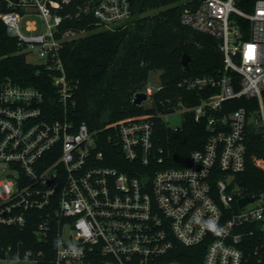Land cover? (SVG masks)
Segmentation results:
<instances>
[{
  "label": "built area",
  "instance_id": "obj_1",
  "mask_svg": "<svg viewBox=\"0 0 264 264\" xmlns=\"http://www.w3.org/2000/svg\"><path fill=\"white\" fill-rule=\"evenodd\" d=\"M69 3L0 0L7 34L49 72L61 113L44 106L37 88L0 82V225L34 227L46 247L24 254L35 264H264V194H247L236 182L250 129L263 139L254 164L264 169V0L249 12L234 0L182 2L180 23L219 41L223 70L182 78L180 87L194 96L161 115L206 120L203 148L180 168L158 167L151 115L100 129L72 121L73 84L61 50L86 30L64 24L89 16L97 30L113 31L131 9L129 0H86L62 13ZM234 16L248 21V36ZM239 99L247 105L233 108ZM244 196L258 198L239 206Z\"/></svg>",
  "mask_w": 264,
  "mask_h": 264
},
{
  "label": "trees",
  "instance_id": "obj_2",
  "mask_svg": "<svg viewBox=\"0 0 264 264\" xmlns=\"http://www.w3.org/2000/svg\"><path fill=\"white\" fill-rule=\"evenodd\" d=\"M85 1L70 0L62 13L74 14L76 6ZM129 1L131 18L113 31L97 30L89 16L64 24L86 30L84 35L64 43L61 50L65 75L74 91L70 116L75 124L84 122L90 129H100L129 116L151 115L154 145L156 150L160 149L163 160L158 167H184L190 152L202 149L209 136L206 120L196 122L191 115H185L181 127L173 130L161 120V115L170 112L178 100L187 104L185 97L194 96L180 87L182 78L221 73L220 43L180 23L184 0ZM255 1L234 0V5L249 12ZM233 19L243 35L248 36V21L237 16ZM5 29L0 20V82L10 80L13 84L37 88L43 93L44 106L58 108L57 115H61L49 72L19 53L16 40ZM183 54L189 57L187 67L181 64ZM157 71L161 85L149 96L150 105L133 104L136 93H145L149 74ZM199 99L198 95L193 103ZM245 102L239 99L231 104L237 108L247 105ZM246 138V167L237 174L236 182L247 194H264V169L254 164V158L263 155V139L252 129ZM109 164L119 165L123 170L120 162ZM33 230L31 225L23 229L0 225V259H26L24 254L28 250H44L45 244L36 239Z\"/></svg>",
  "mask_w": 264,
  "mask_h": 264
},
{
  "label": "rangeland",
  "instance_id": "obj_3",
  "mask_svg": "<svg viewBox=\"0 0 264 264\" xmlns=\"http://www.w3.org/2000/svg\"><path fill=\"white\" fill-rule=\"evenodd\" d=\"M153 13L149 12V14ZM19 53L24 54L25 58L27 60H30V56L28 54L22 53L18 50ZM160 79H159V72H152L151 74H149V77L147 79L146 88H150V90L152 92H155L157 90V88L160 86ZM142 104L144 106H148L150 105V101L148 98V94H147V99L144 100V102H142ZM163 121L170 127V128H177L181 126L182 123V116L178 113H172V114H168L163 116ZM258 202H253L252 204H250V206H254L257 205ZM0 264H34V262L31 259H17V260H13V259H0Z\"/></svg>",
  "mask_w": 264,
  "mask_h": 264
},
{
  "label": "water",
  "instance_id": "obj_4",
  "mask_svg": "<svg viewBox=\"0 0 264 264\" xmlns=\"http://www.w3.org/2000/svg\"><path fill=\"white\" fill-rule=\"evenodd\" d=\"M188 61H189L188 55L183 54V56L181 58V64H182V66L183 67H187ZM146 99H147V95L144 92H138V93H136L134 95L132 101H133V104L140 105ZM257 198H258V196H253V197L244 196L243 198H241L238 201V204H239V206H243L244 204H246L248 202H251V201H253L254 199H257Z\"/></svg>",
  "mask_w": 264,
  "mask_h": 264
}]
</instances>
